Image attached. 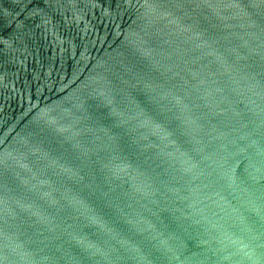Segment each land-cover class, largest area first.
<instances>
[{"label":"water","instance_id":"obj_1","mask_svg":"<svg viewBox=\"0 0 264 264\" xmlns=\"http://www.w3.org/2000/svg\"><path fill=\"white\" fill-rule=\"evenodd\" d=\"M0 264H264V0H0Z\"/></svg>","mask_w":264,"mask_h":264}]
</instances>
